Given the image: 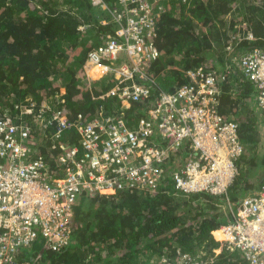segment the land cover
Returning a JSON list of instances; mask_svg holds the SVG:
<instances>
[{
    "label": "built area",
    "instance_id": "obj_1",
    "mask_svg": "<svg viewBox=\"0 0 264 264\" xmlns=\"http://www.w3.org/2000/svg\"><path fill=\"white\" fill-rule=\"evenodd\" d=\"M90 1L108 9L104 0ZM165 1L114 0L109 10L118 27L86 53L88 64L101 71H115V60L125 62L104 94L128 104L126 109L142 105L143 112H133L140 113L135 124L127 125L133 117H126V109L69 116L67 109L55 108L46 116L44 104L34 110L31 102L16 104L20 117L14 118L0 108V264H27L16 256L38 239L42 250L66 248L72 242L73 206L83 194L153 195L169 186L181 193L225 197L229 215L216 229L220 238L211 231L218 242L214 254L237 251L246 264H264V187L237 204L227 197L245 147L239 123L219 111L227 78L238 75L255 89L264 115V46H227L229 54L220 65L224 73L199 65L186 69L184 81L173 90L164 89L150 64L159 55L151 9H161ZM245 38L251 40V33ZM65 131H73L77 143L60 144L58 173H47L41 156L33 154V139L43 134L54 142ZM171 252L163 248L161 264L212 262L201 253L175 248L177 255L171 257Z\"/></svg>",
    "mask_w": 264,
    "mask_h": 264
},
{
    "label": "trees",
    "instance_id": "obj_2",
    "mask_svg": "<svg viewBox=\"0 0 264 264\" xmlns=\"http://www.w3.org/2000/svg\"><path fill=\"white\" fill-rule=\"evenodd\" d=\"M105 1L109 9L114 7V0ZM162 6L169 8L157 18L159 56L150 68L156 70L164 89L173 90L181 84L184 71L190 67L201 63L215 67V62L223 61L229 43L233 50L264 46V0H166ZM100 7L90 0H0L1 110L6 108L17 118L20 108L15 105H28L32 99L36 100L34 110L45 105L46 116L55 108L67 109L69 116L78 112L92 115L100 109L102 101L96 98L100 92L92 86L84 89L80 84L86 72L76 75L83 70L86 52L99 46L102 36L113 34L118 26L110 20L111 11ZM229 15L236 17L237 22ZM103 19L105 24L100 23ZM247 33H251V40L245 38ZM229 36H233L230 41ZM208 50L219 59L207 61ZM216 65L217 71L224 73ZM99 71L94 66L90 74L97 75ZM58 77L65 88L60 96L54 85ZM110 85L101 84L103 90ZM228 86L225 85L226 90ZM45 93L55 94L57 103L43 98ZM227 96L221 97L219 111L230 120L228 115L234 110ZM114 99L108 97L104 101L106 113L113 112L114 107L109 106ZM136 108L143 112L142 105L133 103L126 109V117ZM135 119L127 120V125L135 124ZM233 120L239 123L245 148H255L256 142H251L257 135V121ZM260 160L259 168L254 155L243 154L238 159L239 172L227 188L232 203L237 204L246 194L264 187V152ZM245 164H249L247 168H243ZM228 212L222 195L181 193L170 186L153 195L135 191L83 194L73 206L72 242L66 248L56 252L42 250L38 239L16 257L18 262L28 261L27 264H161L158 258L163 248L171 249L173 257L177 255L175 248L189 254L202 251L208 257L218 248L211 231L227 221ZM210 264L246 262L237 251L223 249Z\"/></svg>",
    "mask_w": 264,
    "mask_h": 264
},
{
    "label": "crops",
    "instance_id": "obj_3",
    "mask_svg": "<svg viewBox=\"0 0 264 264\" xmlns=\"http://www.w3.org/2000/svg\"><path fill=\"white\" fill-rule=\"evenodd\" d=\"M161 10L162 9L159 8L158 12H161ZM110 20H112L111 17H110ZM84 63H85V65L84 66L82 65L83 70L78 72L79 76H81L82 73H85V72L88 75V72L93 70V68H94V67L92 68L91 64L90 65L88 64L87 60H85ZM107 63L110 64L111 61H107ZM120 63L122 64L121 61L115 60V61H113L112 64L118 65ZM90 68H92V69H90ZM88 69H90V70H88ZM110 72H112V71H110ZM108 73L109 72L100 70L98 73V74H100L99 80H97L95 82H98V84H100V85L101 84H108V83H104V77H106V75ZM94 74H96V73L94 72ZM117 74L118 73H115V75H113V77L116 78ZM233 78L236 81H233ZM162 81L166 82V79L163 78ZM244 82H246V81L238 75H237V77L232 75L231 78L230 77L227 78V83H225V85H229V86H228V90L225 89L226 90L225 95L228 94V96H227L228 103L233 106V110H234L228 116H230L231 119H238V120L244 119L245 121H250V120L254 119L257 121L256 127H255V131H256L255 133L257 135H254L255 139L253 140V142H251V143L256 142L255 147H257L259 140L264 138V137L260 136L261 134L264 136V115L262 114L261 110L259 109V107L257 105L256 99H255V95H256L255 89L250 84H248L247 82H246L247 85L242 86V83H244ZM110 84L113 85V83H110ZM161 85L164 87V83H162ZM103 89L104 88H102V90ZM114 104H116V105H114ZM111 105L119 108L120 103L115 98L114 101L111 102ZM109 114H113V112L107 113V115H109ZM93 115H94V113H93ZM136 116L137 115H135V114H131L128 116V118L129 117H136ZM139 116H140V114H138L137 118ZM244 131H245V129L242 130V132H244ZM43 137H44L43 134H37L35 136V139H33V141H34L33 142V145H34L33 154H35L36 156H38V155L41 156V160L43 161L44 167L47 169V173L55 174L56 171L58 173L57 168H59L61 166V163L58 161V157L63 152L62 149L59 147V145L62 144L65 146L66 144L71 145L72 143L73 144L77 143V136H75L73 131H65L60 135L59 138L55 139L54 142L49 137H46V138H43ZM251 146L252 145H250V146L248 145V149H249V147L251 148ZM246 149H247V147H246ZM252 149H255V148H252ZM94 195H96V194H94ZM215 231L216 230L212 231L213 234ZM198 253L202 254L203 259L211 257L212 261L214 260V258L217 255V254H214L212 256L204 257V255H205L204 252L199 251ZM171 257H173V256H171Z\"/></svg>",
    "mask_w": 264,
    "mask_h": 264
},
{
    "label": "rangeland",
    "instance_id": "obj_4",
    "mask_svg": "<svg viewBox=\"0 0 264 264\" xmlns=\"http://www.w3.org/2000/svg\"><path fill=\"white\" fill-rule=\"evenodd\" d=\"M105 1V0H104ZM106 2V1H105ZM167 8H169L168 6H166ZM229 17L230 18H234V20H236L237 18L236 17H233L232 15H229ZM236 22H237V20H236ZM235 22V23H236ZM236 26H237V23H236ZM206 60L207 61H214L215 59H219L217 56H216V54H215V52H212L211 50H208V52H206ZM85 65V64H84ZM83 65V66H84ZM93 68V67H92ZM92 68H90V69H92ZM90 69H88V70H90ZM76 75H77V77H79V75H78V73H76ZM99 77H100V74H97V75H94V74H90V71L88 72V75L86 74V76H85V78L84 79H81V81H80V84H82L83 83V85H82V87L85 89L86 87H90V86H92V87H94V89L95 90H97V91H101L102 90V86L100 85V84H94L95 83V81H97V80H99ZM61 79V77H58V78H56L55 80H54V85H56V87H58L59 88V91H58V96H60L63 92H64V86H63V82L60 80ZM86 83V85H85V83ZM104 83H113L114 85H115V83H116V80L114 79V77H113V72H109L107 75H106V77H104ZM113 85V86H114ZM244 85H247L246 84V82H244V83H242V86H244ZM85 86V87H84ZM108 91H106V93H107ZM43 98L45 97L46 99H47V101H50L51 100V102H55V104L57 103L55 100L57 99V96L55 95V94H53V95H48V94H46L45 93V96H42ZM77 97V96H76ZM27 98H31V97H27ZM96 98L97 99H100L101 101H102V103L100 104V109L101 110H98V111H100V115L101 116H103V113H104V110H105V108H104V106H107V104H106V102H104L105 100H107V97H105V94L104 93H101L100 95H98V96H96ZM32 99V98H31ZM33 101V103H36V100L35 99H32ZM41 100V99H40ZM120 103V106H119V108L118 109H116L115 107L113 108L112 106L113 105H108L109 107H112L114 110L113 111H115V110H119V109H123L124 107L126 108V107H128V104H126V103H122V102H119ZM114 105H116V104H114ZM227 107V108H226ZM104 108V109H103ZM226 108V109H225ZM224 109L226 110V111H228L229 110V107L228 106H224ZM260 136H262V137H264L262 134L260 135ZM259 136V137H260ZM263 152H264V138H262V139H260L259 140V143H258V146L257 147H255V149H252V148H249V149H245V152H244V154H246V155H254V159L257 161V162H259L258 164H257V167H259L260 168V165H261V160H260V158H261V156H262V154H263ZM249 165V164H248ZM248 165H244V167L243 168H247V166ZM259 176H261V175H259ZM217 249V248H216ZM215 250V249H214ZM158 263H160V256H159V258H158Z\"/></svg>",
    "mask_w": 264,
    "mask_h": 264
},
{
    "label": "clouds",
    "instance_id": "obj_5",
    "mask_svg": "<svg viewBox=\"0 0 264 264\" xmlns=\"http://www.w3.org/2000/svg\"><path fill=\"white\" fill-rule=\"evenodd\" d=\"M164 4H165V3H164ZM164 4H163V5H164ZM155 7H156V6H154L153 9H151V13H152L154 19H157L158 17H160V15L162 14V12L166 10V7H163V6H162V8H161V9H162L161 12H158V9H159V8H155ZM100 8H101L102 10H104V11H108V10H109V8H108V9H107V8H102V6H101ZM112 12H113V11H112ZM113 13H114V12H113ZM112 15H113V14H111V12H110V17H111L112 20H114V18H113ZM104 21L107 22L106 19H103V20H100V23H101V24H105ZM114 21H115V20H114ZM157 21H158V20H157ZM115 23H117V22L115 21ZM243 24H244V23H243ZM117 27H118V26H117ZM117 27H116V28H117ZM107 35H112V34H111V33H105V34L102 36V43H103V40L106 39V36H107ZM231 38H233V36H229V41H230ZM227 46H231L230 43H229L228 45L225 46L226 53H225V56H224L223 61H221V62H219V63L214 61V62H215V67L217 66L216 63H217L218 65H221V64H223L224 60L227 58V56H228V54H229V51H228V49H227ZM86 53H87V52H86ZM158 56H159V55H158ZM68 59H70V56L68 57ZM85 60H86V57H85ZM120 61H121L122 63L124 62L123 60H120ZM124 63H125V62H124ZM84 64H85V63H84ZM120 65H121V63L118 64V65H114V64H112L111 66H112V67H115V71L109 69V70H107L106 72H110V71H112V72H113V75H115V73H117L118 68H119ZM202 65H205V64L201 63V66H202ZM198 66H199V65H198ZM112 67H111V68H112ZM194 67H197V66H193V67H190V68H194ZM150 70L153 71V72L157 75V72H155L156 70L154 71V70L151 69V68H150ZM117 75H118V74H117ZM157 78H158V76H157ZM114 79L117 80V78H114ZM158 79H159V78H158ZM159 83H161V81H159ZM113 85H114V84H113ZM113 85H111L110 87H108L106 90H101V91H99L100 94H101V93H106V91H108L109 89H111ZM58 89H59V88H58ZM64 89H65V88H64ZM100 94H99V95H100ZM108 97H112V96H108ZM108 97H107V98H108ZM93 98H95V97H93ZM105 101H106V100H105ZM220 103H221V102H220ZM34 104H35V103H34ZM112 107H114V106H112ZM112 107H111V108H112ZM100 108H101V107H100ZM123 109H126V108L124 107ZM99 110H101V109H99ZM113 110H114V109H113ZM99 112H100V111H96V112H94V114H98ZM113 113H114V111H113ZM105 114H107V113H106L105 110H104L103 115H105ZM243 145H244V144H243ZM244 147H245V145H244ZM245 149H246V148H244V152H245ZM243 154H244V153H243ZM243 154H242V155H243ZM242 155H241V156H242ZM241 156H240V157H241ZM240 157H239V158H240ZM224 199H225V197H224ZM225 204H226V201H225ZM226 206H227V205H226ZM215 230H216V229H215ZM211 234H212V233H211ZM27 248H28V247H27Z\"/></svg>",
    "mask_w": 264,
    "mask_h": 264
},
{
    "label": "bare ground",
    "instance_id": "obj_6",
    "mask_svg": "<svg viewBox=\"0 0 264 264\" xmlns=\"http://www.w3.org/2000/svg\"><path fill=\"white\" fill-rule=\"evenodd\" d=\"M214 235H215L216 238H220V236H221V234H220V232L218 230H216L214 232Z\"/></svg>",
    "mask_w": 264,
    "mask_h": 264
}]
</instances>
